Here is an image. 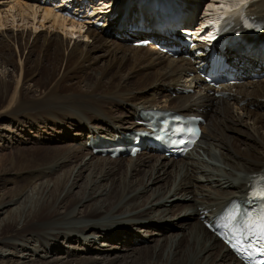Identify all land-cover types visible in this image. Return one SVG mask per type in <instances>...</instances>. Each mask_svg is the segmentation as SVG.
I'll use <instances>...</instances> for the list:
<instances>
[{
  "label": "bare ground",
  "instance_id": "bare-ground-1",
  "mask_svg": "<svg viewBox=\"0 0 264 264\" xmlns=\"http://www.w3.org/2000/svg\"><path fill=\"white\" fill-rule=\"evenodd\" d=\"M39 1L0 0V29L3 30H0V139L8 143L5 149L14 150V153L0 158V188L5 186L6 192L10 191L6 194L0 190V210L5 216L0 224V244L25 250L24 244L39 242L45 248L43 234L56 241L64 236L72 244L78 243L81 236L97 231L94 236L126 242L129 246L125 250L130 251V247L137 243L141 245L142 240L125 225L140 220L137 223H143L146 229L139 228L138 232H147V242L159 245L154 250L146 247L143 257L138 256L130 264H242L221 241L205 230L203 221L209 219L208 213H213L215 206L222 210L231 200L246 196L255 176L264 174V78L250 79L234 88L222 85L215 90L200 84L194 94L185 95L184 91L191 88L193 79L199 80L198 77L192 79L187 76L189 71L196 73L189 61L170 57L156 45L141 48L128 40L133 35L129 26L140 20L146 30L152 31L153 38L165 40L153 32L156 29L150 15L153 11L144 2L172 6L173 15L168 17L173 18L184 3L187 8L194 9L200 7L201 0H111L114 2L110 9L119 18L109 27V33L89 27L86 34L59 18L49 7L39 6ZM227 1L212 0L208 5L216 8L220 2L226 5ZM252 5L249 9L251 16L264 24V0H257ZM5 6L7 10L3 11ZM8 24L22 29L21 32L16 33L14 28L7 31ZM46 27L47 32L37 34L38 29ZM30 36H34L32 44L28 42ZM258 45H239L238 51L226 49L224 54L228 59L238 60L239 65L250 66L264 61ZM219 92L228 93V96H216ZM149 108L188 115L202 111L206 125L200 145H207L220 160L233 163L234 170L244 177L233 179L232 174L226 178L223 175L224 179L217 181V189L212 186L206 189L205 186H197L196 176L189 172L197 171L196 167L193 168L195 165L191 162L183 165L186 174L184 178L181 175L183 179L178 194L185 192L194 196L188 199L189 203L176 205L180 212L174 215L173 211L163 209L165 197L171 192L169 185H156L163 182L160 171L176 167V160L167 161L165 156L156 160L155 155L148 154L136 160L142 162L129 168L125 166V169L143 181L140 182L143 192H148L149 196L140 204L133 200L128 203L129 212L135 213L125 219L127 221L103 224L100 218L104 213L99 211V200L95 199L101 186L92 176L99 174L98 180H110L112 175L123 170L117 165L124 159H102L95 156L87 145L91 138L113 139L119 134L138 130L136 117L142 109ZM8 122L9 128L5 124ZM86 157H91V161L97 158V162L90 167L89 162L84 161ZM189 158L188 154L183 159L187 162ZM155 160L157 164L152 166L151 162ZM106 162L115 167L107 168ZM73 163H81L80 169L65 196L61 199L62 192L70 183L67 173L62 175V180L56 179L54 188L45 194L44 182L38 184L45 170L57 166L66 168ZM150 166L151 172L144 173V169ZM89 167L93 170L84 177ZM50 174L45 177L50 178ZM83 178L84 182L79 186L78 182ZM146 178L149 180L144 184ZM214 180L213 177L206 178V182ZM241 180L244 183H240ZM222 183L225 187L220 186ZM32 184H35V192L28 195V200L22 201L20 207L14 208L17 199ZM132 184L126 180L116 183L112 179L108 195L103 200L105 213L127 195ZM75 186L79 188L76 194L72 191ZM198 195H203L204 199L199 200L196 198ZM85 202L87 205L82 204ZM81 204L84 209L77 208V218L88 219V223L77 229L63 227L61 222L69 216V211ZM124 208H118V212ZM170 218L182 221L180 238L178 234L165 236L163 226H167V221L163 220ZM91 220L95 222L90 223ZM122 228L129 230L121 231ZM153 228L165 230L164 234L150 231ZM73 230L81 236L75 235ZM187 231L188 234L185 233ZM37 234H42V237L34 240ZM16 236H20L18 239L22 237L23 245L5 243ZM155 236L163 238L156 240ZM49 246L52 253L57 249L55 242ZM102 247H106L105 250L98 252L107 258L110 250L117 249V246L106 245V242ZM97 249L93 243L91 250ZM106 259L84 255L76 257L73 252L62 260L56 258L43 264H97ZM35 260L30 257L28 262L19 263L0 257V264H35Z\"/></svg>",
  "mask_w": 264,
  "mask_h": 264
},
{
  "label": "rangeland",
  "instance_id": "rangeland-1",
  "mask_svg": "<svg viewBox=\"0 0 264 264\" xmlns=\"http://www.w3.org/2000/svg\"><path fill=\"white\" fill-rule=\"evenodd\" d=\"M3 1L7 2V0H3ZM211 1L212 0H205L207 5ZM228 1H232V0H228ZM5 7H3V11H4V9L7 10V7L6 8ZM19 25H21V24H19ZM11 28H14V27H10V25H9L6 29L8 31ZM43 29L44 28L38 29L37 31H39V32H37V34L38 33H42V32L43 33L47 32V27L44 30ZM0 30H2V29H0ZM14 30H15L16 33H18V32H21L22 29L14 28ZM2 31H0V34H1ZM32 31L34 32L35 29H33ZM49 31H51V30H49ZM58 32L61 34V36L62 35L65 36V34H63V32H61V31H58ZM29 39H28V42L30 44H32L33 41H34L33 40L34 36H32V37L30 36ZM75 39H77V38H75ZM41 43H42V41H40V44ZM5 124L7 125V128L10 127L9 122L5 123ZM235 136H237V135H235ZM69 142H71V141L69 140ZM6 145H8V143H6V140H1L0 139V158L2 156H5V155H10L11 152L14 153V150L5 149ZM200 146H199V148L196 149L195 152L189 154L190 158H189V160H187V162L184 159H180V160L176 161V163H175L176 167L171 168L169 171H160V173H159L161 175V177L163 178V182H161L160 184H157L156 187H158V186H160L162 184H164V185L168 184L169 185V189L171 191V192L169 191L171 194L168 193L167 197H165L166 198L164 200V205L165 206L163 207V209L165 208L167 210H170L171 212L173 211L174 215H177L176 213L180 212L176 208V205H180V204L181 205H185V204L189 203V202H187L188 199H191L194 196L191 193H185V192H181L180 194H178L180 186H181L180 183L182 184L181 180L185 177V174H186L184 166L187 163H190V162L193 163L195 165L193 168L196 167L195 170L198 171V172L196 171L195 173L191 172V170L189 171L192 175L196 176L195 178H196L197 183H198L197 186H205L206 189H208L211 186H212L213 189H217V184H219V183H217V181L220 180V179L223 180L224 179L223 177L225 176V178H226V177L229 176V174L233 175V179L237 178V177H241V178L244 177V174L234 170L235 168H233V163H231V162L228 163V162H224V161L220 160V158H218V156H216L213 152H211L208 149L207 145L201 144ZM90 158L91 157H86V158H84V161L85 162H89V165L91 167V165L93 166V164L97 162L96 161L97 158H95L94 161L93 160L91 161ZM136 160L137 159H133V160L125 159L123 161V163L117 165L120 168H123V170L121 172H119V173H116L115 175H112L109 178L110 180H107V179L98 180L96 177L99 174H97V175L95 174V175L92 176L93 177L92 179L93 180H97L98 181L97 184L101 186V188L98 189L97 195L95 196V199L99 200V207H100L99 211L101 213H104V215L103 216L101 215V218H100V222L101 223L107 224V223H110V222L114 223V221H119V222L120 221H127L125 219H127V218L129 219V217L133 216L134 213H135V212H131V213L129 212L128 206H127L128 203L131 200H133L135 203L140 204L143 198L149 196V195H147L148 192L147 193L143 192L144 187H142V185L140 184V182L143 183V181H140V178L136 177V175L134 173H133V175H130V173H128L126 171V169H125V166H126V168L127 167L129 168L132 164H138V163L142 162V160L141 161H139V160L136 161ZM156 160H157V158H156ZM156 160H155V162H151L152 166H155L157 164ZM165 160L168 161V159H165ZM132 161H133V163H132ZM106 163H105V165L107 166V168H111V166L115 167V165L114 164H110V162H106ZM77 164H78V167H75V166H77ZM80 164L81 163H73L71 165H67L66 168H62V166H57V167H52V169L45 170L46 172H44V174L41 177V180H40V182L38 184H41V183L44 182V184L46 185V186H44V187H46L45 194H48V191H51L54 188V186H55L54 182L56 181V179L62 180V175H64V173H67L66 175H68L70 183H69L67 189H65V191L62 192V194H61V199H62L65 196V194L68 192L69 187L73 185V183H74L73 181L76 178L75 175L77 174V171L80 169ZM122 165H123V167H122ZM227 165H229V166H227ZM74 168H76V169H74ZM91 169L93 170V168H90L89 170L85 171V174H84L85 176L84 177H88L91 174ZM73 170H75V172H73ZM144 170H145L144 173L148 172V171L151 172V166H150V168L146 167V169H144ZM72 172L74 174H72V177H71V173ZM166 172L167 173L169 172L170 175L169 174H167L168 176L165 175ZM49 173H51L50 174V178H46L45 176L48 175ZM182 174H183V178H181ZM241 174H242V176H241ZM208 177H213L215 180L213 182H211V183L210 182H206V178H208ZM98 178H100V176ZM112 179H115L116 183H120L122 180L130 181V182H133V184H132L133 186L130 187V189L127 191V195H125L123 197V199L118 201L113 206V208H111V210L108 211V213H105L106 204H103V200L108 195ZM138 179H139V181H136ZM147 180H149V178H146L144 184H146ZM168 181H170V182H168ZM83 182H84V178H83V180L78 182L79 183L78 185L81 186L83 184ZM242 182L244 183V180L240 181V183H242ZM223 185H225V184L222 183V185H220V186L225 187ZM0 190H1L2 193H6V194L10 193V191L6 192L7 187H5V186H2L0 188ZM78 190H79V188H77V186H75L72 189L73 193H75V194L78 192ZM32 192H35V184L30 185L28 187V189L25 191V193L23 194V196H21L19 199H17V203L14 206V208L20 207L21 204H22V201H24L26 199V197L28 195H30ZM101 192H104V194H101ZM176 192H177V194H176ZM149 194H151V192H149ZM172 198H174V199L172 200ZM196 198H198L199 200H202V199H204V196L203 195H198ZM26 200H28V199H26ZM87 203L88 202H85V203H82V204L87 205ZM190 203H192V202H190ZM82 204H81V206L77 205L76 208L74 207L73 209H71L69 211V216H67L66 219L61 222L63 227L71 226V229H77V228L82 227V226H84L85 224L88 223V219L77 218L78 209H80V210L84 209V208H82ZM122 206H124L125 208L121 212H118V208H120ZM216 208L217 207L215 206L214 209H216ZM158 209L156 211H159ZM59 210L61 212H65L64 209L60 208ZM2 213H4V211L0 210V224L2 223V221L4 220V217H5ZM158 214L160 215V213L157 212V215ZM138 221H140V220L132 221V223H133L132 225L128 224L129 222H127L126 225H125L126 227H129V228L133 229V232H135V234L137 236L141 237V240H142L141 241L142 242L141 245L137 243L135 246H133V248L130 247L131 248L130 251H126L125 250V248H127V246H129L126 242H123V241H120V240L108 241V240L103 239V238L99 239L98 235H97L98 237L94 236V234H98V233H95L97 231H91V233H89L85 237L80 235L81 238L77 241L78 243H72V244L70 242H68V239H66L64 236L60 237L56 241V240L52 239L50 236H48L47 234H43V242H44L45 248L40 246L39 242H36L34 244H31V245H30V243L24 244L23 241L21 240L22 237L20 239H18L21 235L20 236H16V237H11V238H9V240L5 241V243L9 242V244H11V245H19V246L24 244L26 249L23 250L21 247H19L17 249H12V248H9V247L5 246V244L4 245L0 244V247L2 249L0 257L3 260L10 258L13 261L19 262V263H23V262L26 263V262H28L30 260V257H31V259H34V260L36 259L35 260V264H43V262H48V261H50L52 259H56V258H58L59 260H62L63 257H65V255L67 256L69 253L75 252V256L76 257L84 255V256H87L89 258L90 257H98V258L106 259L107 258L106 256H101V254H102L101 251L98 252V250H101V249L105 250L106 247H102V246H103V242H106V245L111 244L113 247L117 246V249L115 248L116 250H110L108 252L109 257L105 261L103 260V261H101L100 263H97V264H101V263L102 264H108L109 262H111V264H130L131 260H133V259L136 260V258L138 256H139L138 258H140V256L143 257V255H144V253L146 251V247H151L150 249L154 250V248L159 245L156 242H147V239L149 237L147 232L146 233L138 232L140 230L139 228L146 229V226H144L143 223L142 224H138L137 223ZM163 221H167L166 222L167 226L166 225L163 226V228L165 227L166 231L165 230L160 231L157 228H153L150 231H156L157 233H161V234L165 233V236L166 235L167 236H169V235L177 236V234L179 235L178 238H180L182 236V234H181L182 231H181V228L179 227V225L182 224L181 220H179V219H171L170 218L169 220H163ZM93 222H95V221L91 220L90 223H93ZM116 227L119 228V226H116ZM125 229L129 230L128 228H125ZM125 229L122 228L121 231H124ZM136 230H137V232H136ZM205 230L208 231L207 229H205ZM72 232L75 235H78V234H76L77 233L76 230H73ZM185 233L188 234L189 232L187 231ZM41 237H42V234L41 235L37 234L36 236H34L33 239L35 240V239L41 238ZM142 237H146V239H142ZM161 237L163 238V236H161ZM161 237L160 236H155L153 238L158 240ZM54 242H55V245H56L57 249L54 250L53 253H52L51 249H49L50 248L49 245L53 244ZM164 242H166V241H164ZM93 243L95 244V247L98 248L97 250H91V248L93 246ZM27 249H28V251H27ZM78 250H85V252L84 253L83 252H79ZM87 250H90V251L88 252ZM30 254L32 256H30ZM45 255H48L47 256L48 258H44ZM36 256H39V257L36 258ZM127 256L130 257L129 260L125 259Z\"/></svg>",
  "mask_w": 264,
  "mask_h": 264
},
{
  "label": "snow or ice",
  "instance_id": "snow-or-ice-1",
  "mask_svg": "<svg viewBox=\"0 0 264 264\" xmlns=\"http://www.w3.org/2000/svg\"><path fill=\"white\" fill-rule=\"evenodd\" d=\"M261 196L264 197V193H261ZM260 229H261V235L264 236V225H261Z\"/></svg>",
  "mask_w": 264,
  "mask_h": 264
}]
</instances>
